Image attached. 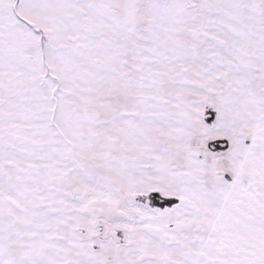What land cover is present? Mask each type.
<instances>
[{"label":"snow or ice","instance_id":"obj_1","mask_svg":"<svg viewBox=\"0 0 264 264\" xmlns=\"http://www.w3.org/2000/svg\"><path fill=\"white\" fill-rule=\"evenodd\" d=\"M0 264H264V0H0Z\"/></svg>","mask_w":264,"mask_h":264}]
</instances>
